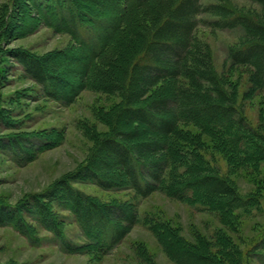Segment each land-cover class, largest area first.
<instances>
[{"label":"trees","instance_id":"1","mask_svg":"<svg viewBox=\"0 0 264 264\" xmlns=\"http://www.w3.org/2000/svg\"><path fill=\"white\" fill-rule=\"evenodd\" d=\"M28 1L46 27L72 39L70 51L78 55L65 52L58 62V53L12 52L42 96L68 107L87 90L117 95L121 103L101 117L110 133L96 138L85 164L17 204L0 202V227L13 228L32 246L45 241L35 235L41 230L64 253L110 255L139 224L138 204L96 201L76 189L77 183L132 192L139 199L160 192L224 213L261 209L258 195H241L217 166L189 148L194 144L186 140L182 126L212 134L244 161L264 165V133L247 120L237 93L216 71L211 49L196 35L200 26L239 32L227 58L233 65L250 67L254 88H264V0H249L258 6L255 11H243L232 0ZM14 11L10 2L2 32L11 25ZM36 23L27 22L20 36L35 33ZM67 67L78 80L63 79L61 69ZM145 132L153 139L144 140ZM59 144L57 136L16 134L0 140V152L25 167ZM54 208L71 215L80 244L68 237ZM151 229L161 235L176 264H218L172 233ZM236 257V264H246L242 255Z\"/></svg>","mask_w":264,"mask_h":264},{"label":"rangeland","instance_id":"2","mask_svg":"<svg viewBox=\"0 0 264 264\" xmlns=\"http://www.w3.org/2000/svg\"><path fill=\"white\" fill-rule=\"evenodd\" d=\"M215 1L203 0V3ZM232 1L243 11L259 10L249 0ZM10 2L15 11L12 21L9 20L11 25L7 24L8 30L2 32V20ZM36 20L35 33L27 31V35L21 37L24 25ZM238 33L200 26L196 35L211 49L216 71L225 85L237 93L247 120L257 131L264 133V88H254L250 67L233 65L227 58V49L238 43ZM74 45L69 36L46 27L28 0H0V140L10 135L40 133L57 136L60 141L56 148L41 154L25 167L17 166L0 152L1 203L17 204L75 172L88 160L96 138L110 133L101 117L118 107L119 96L86 90L74 104L61 106L44 98L38 86L24 75L10 56L15 51H27L37 56L58 53L61 56H57L56 61L62 62L65 52L78 56L70 51ZM68 70L69 67L61 69L64 80L79 79ZM182 131L186 140L194 144L189 148L217 166L241 195H258L261 209L251 214L243 211L224 213L204 210L160 192L139 199L132 192H107L93 184L77 183L74 184L76 189L96 201L138 204L139 224L121 245L110 255L67 254L47 232L36 230V237L45 241L40 246H32L13 228L0 227V264H176L161 235L154 233L152 227L159 232L172 233L185 244L213 257L218 264H236L238 255H242L246 264H264V165L244 161L214 135L193 125H183ZM143 139L151 140L153 135L145 132ZM54 212L61 219L68 237L80 244V230L71 215L56 208Z\"/></svg>","mask_w":264,"mask_h":264}]
</instances>
